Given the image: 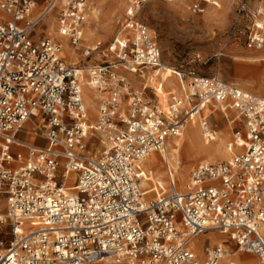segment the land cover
<instances>
[{
  "label": "built area",
  "instance_id": "2783aa9c",
  "mask_svg": "<svg viewBox=\"0 0 264 264\" xmlns=\"http://www.w3.org/2000/svg\"><path fill=\"white\" fill-rule=\"evenodd\" d=\"M88 1L0 0V226L8 221L10 234L7 239L0 228V264H221L239 254L264 264V95L193 67H170L183 95L170 93L162 111L145 94V85L134 90L121 72L165 68L150 29L137 19L150 0L128 1L103 50L100 42L83 44ZM188 2L192 11H203L201 0ZM260 2L247 33L248 48L264 44ZM53 11L58 35L76 53L90 58L105 50L111 59L80 67L64 59L57 40L36 37L35 29ZM83 77L104 94L92 124L82 97ZM211 103L241 119L245 143L236 138L227 149L241 146L243 151L198 164L182 191L164 161L168 186L156 183L144 190L142 160L161 152L168 138L180 136L188 118L200 116L202 137L213 139L212 125L202 115ZM37 116L45 123L46 144L26 145L17 134ZM90 133L104 143L98 155L86 149ZM14 145L27 150L25 163L16 168ZM150 192L154 196L148 197ZM206 232L225 235L235 251L216 243L203 246L199 256L189 243ZM226 264L248 263L237 258Z\"/></svg>",
  "mask_w": 264,
  "mask_h": 264
},
{
  "label": "rangeland",
  "instance_id": "374dc122",
  "mask_svg": "<svg viewBox=\"0 0 264 264\" xmlns=\"http://www.w3.org/2000/svg\"><path fill=\"white\" fill-rule=\"evenodd\" d=\"M128 1L124 0L118 8L110 9L108 19L101 9L94 25L95 37L92 40L85 39L86 24L89 21L91 11L93 9L92 0L88 1L86 24L83 31V44L90 46V44H96L100 42L101 49L103 50L109 42L113 39L120 21L124 17L126 7H128ZM260 0H201L203 7L202 12H194L189 8L188 0H176V1H164V0H150L144 3L137 13V19L148 26L150 33L155 38V41L161 52L162 64L167 67L173 68H195L200 74L203 75H218L221 79L235 83L240 88L250 91L255 94L264 95V44L262 48L254 49L246 46V37L249 28L255 21L253 11L260 5ZM245 5V8H243ZM56 12L47 17L44 22L40 23L35 29V36H57L54 31L57 30L53 25L52 35H49L50 23L55 21ZM106 21V22H105ZM44 23V24H43ZM66 42V39H65ZM93 42V43H92ZM67 44V42H66ZM67 46H69L67 44ZM70 47V46H69ZM73 51V49H72ZM74 57H69L64 53L63 56L67 62L71 64H77L83 67L92 62H101L111 59V54L107 51H102L98 56L94 54L90 58L82 56L81 52L77 53L73 51ZM195 56L200 57V62L194 63L192 59ZM261 57V58H259ZM126 78L130 81L132 88L136 91H142L143 85L158 86L161 84L160 74L154 76V70L142 69L141 72L136 73L121 70ZM153 77V81L150 79ZM175 75L173 74V77ZM87 77H83L82 81H85ZM149 82V83H148ZM153 84V85H152ZM146 87V95L151 92V87ZM151 88V89H150ZM179 88V87H178ZM82 96L85 99L86 108L90 111L91 108L88 105L90 101L89 95L86 96L84 88L81 86ZM166 91L165 88L161 89ZM180 90V88H179ZM96 94L94 109H92V115L89 114V123H94L96 119V107L101 94L94 89ZM176 94V93H175ZM180 94H182L180 90ZM150 97V96H148ZM158 101V98H155ZM88 101V102H87ZM211 103L208 108V113H202L206 116L212 128L216 131L217 137L224 139L222 146L233 144V141L237 138L238 144H244L245 140L244 128L241 119L237 117L234 110L227 108L226 113L218 111V105ZM231 122V123H230ZM194 121H190L189 124L193 125ZM26 124H31L35 130L29 134L30 127ZM24 128L19 132L20 136H25V132H28L27 136L34 134L43 135L45 129V123L42 119L40 124L39 120L31 118L27 121ZM39 124V126H37ZM228 131L227 135L223 133ZM201 134L200 128L198 129ZM34 133V134H33ZM186 133L184 129L182 135ZM18 135V136H19ZM203 138L202 134L199 138ZM37 139V136H35ZM179 137H170L165 144V150H168V142L170 140H176ZM201 140V139H200ZM210 141V140H209ZM243 141V142H242ZM45 142V140H43ZM230 142V143H229ZM220 139L215 142V145H220ZM86 149L90 154L98 155L103 149V141L96 133L88 134L85 138ZM227 148V147H226ZM243 151V147L237 146L232 151H227L224 154H202L191 153L185 154L184 150H180L181 159L178 166V172H184V180L181 179L178 174V190H182L186 184L189 176V172L200 163H212L225 160L232 155L231 153H237ZM157 158H159V155ZM142 165V164H141ZM13 166V165H12ZM142 169L145 170L142 166ZM160 169V171H159ZM159 169L156 170L159 173L155 174L154 180L162 181L164 187L168 186L169 176L166 170L165 163H159ZM146 171V170H145ZM74 174H71V178ZM155 185V183L151 182ZM151 183L145 186L150 187ZM153 185V186H154ZM71 186V185H70ZM154 196L153 192L148 193V197ZM0 213H4V209H0ZM2 230H6L7 239L9 234V222L6 221L3 226H0ZM217 235L215 238L202 237L203 234H210L206 232L195 237V240H191L189 247L196 253L202 252L205 245H216L217 242H221L229 253L235 251V243L229 241V239L218 232H213ZM219 237V238H218ZM216 239V240H215ZM218 240V241H217ZM250 257L251 262H257L256 258L250 254H243ZM240 259V258H239ZM222 262L225 261L223 258Z\"/></svg>",
  "mask_w": 264,
  "mask_h": 264
},
{
  "label": "bare ground",
  "instance_id": "6f19581e",
  "mask_svg": "<svg viewBox=\"0 0 264 264\" xmlns=\"http://www.w3.org/2000/svg\"><path fill=\"white\" fill-rule=\"evenodd\" d=\"M122 2H124V0H92L93 9L91 11L89 21L87 22L88 24H86V30H85V39L86 40H92L96 36L95 30H94L95 29L94 25L97 22L96 19L98 18L100 10L102 9L105 12L104 14H107L105 16L108 19L109 12H110L108 10L115 9V6H116V8H118ZM53 23H54V21H53ZM53 23L50 24L49 33H48L49 35L53 34L52 33V31H54V30H52ZM85 23H86V21H85ZM57 33L58 32L54 31V34L57 35ZM61 41H62L64 53L71 58L74 57V54H75L73 52L74 50L72 51V48L67 46V44L63 38H61ZM90 46H94V44H90ZM259 58H261V57H259ZM167 71H171V73L173 74L172 69L167 68V67L153 72L154 76H155V74L156 75L160 74L159 78L161 79L160 80L161 85L156 86L155 89L157 90V93L161 97V98H159L157 105L162 111L167 110L168 95L171 93V92H168V93L163 92L161 90V86H164L165 84L170 83L168 81V79L165 78ZM154 76L152 75V77H154ZM82 80H83V78H82ZM81 86L84 88L86 96L89 95L88 97L90 98V101L89 102L87 101V102L91 108L89 113H91V115H92L93 114L92 109H94L96 94H95L92 86L88 84L87 79L85 81H81ZM156 90H155V92H156ZM84 103H85V101H84ZM218 106H219L218 107L219 112L224 113L226 111V108H224L223 105H218ZM208 108H209V105L205 107L203 112L208 113ZM199 119H200V116H198V115H193L190 118H188L187 122L183 128V131H184V129H186V133L184 134L185 136L182 135V133H183V131H182L180 134L181 138L176 139V140H170L168 142V150L167 149L165 150V147H164L162 150H160L161 152H151L150 154H147V156L142 160V166L146 171L144 170V178L140 181L141 186L148 185L151 182H153L155 184L156 183L162 184V181H160V180H157V181H152V180H154L153 179L155 177L154 175L159 173L158 171H156L159 169V163L160 162L164 163V161H166L169 168H170V172H171L172 178L174 180L175 187L178 190L179 187H178V183H177L178 182L177 181L178 180L177 175L180 174L181 179H183V180H184V176H185L184 172H180V171L178 172V166H179L180 159H181V154H180L181 149H183L184 153L188 154V155H190L191 153H198V154L199 153H202V154L211 153L212 155L215 153H220L222 155L227 151V148H226L227 146H225V149H224V146H222V144L224 143V139H222L221 137H217L215 133H214L213 139L210 141L205 140L204 138H201V137L199 138V136L201 135L198 132ZM191 120L194 121L193 125L189 124V122ZM219 139H220L221 144L216 146L215 142H218ZM238 142H239V140H238ZM233 144H234V141H233ZM156 154L159 155L160 159L157 158ZM159 171H160V169H159ZM153 185L154 184L151 183V186L148 188L145 187L144 190H147V192H149L150 190H152ZM182 190L179 189L178 191H182ZM216 236L217 235H215L213 232H210V234H205V235L203 234L202 237L215 238ZM193 240H195V238H193L192 241ZM217 244H222V243L219 242ZM198 255L201 256L202 254L201 255L198 254ZM237 258H240L243 261H251L250 257L245 256L243 254H239V256L236 257L235 259H234V257H231V261L234 262ZM229 259L227 261H229Z\"/></svg>",
  "mask_w": 264,
  "mask_h": 264
},
{
  "label": "crops",
  "instance_id": "0c3cea01",
  "mask_svg": "<svg viewBox=\"0 0 264 264\" xmlns=\"http://www.w3.org/2000/svg\"><path fill=\"white\" fill-rule=\"evenodd\" d=\"M53 21H54V19H53ZM44 23H45V21H44ZM43 23V24H44ZM51 24V23H50ZM56 24V22L54 21V23H53V25H55ZM85 25V24H84ZM55 27H56V25H55ZM83 31H84V26H83ZM56 32H57V30H56ZM52 38H54L55 40H57V42H59V43H61L62 44V41H61V38H63L64 40L66 39L65 37H61V36H59L58 35V33H57V36H54V37H52ZM84 41V40H83ZM66 42H67V39H66ZM98 43V42H97ZM67 44H68V42H67ZM69 45V44H68ZM62 48H63V45H62ZM63 54V53H62ZM64 57V56H63ZM64 59L66 60V58L64 57ZM67 61V60H66ZM148 69H151V68H148ZM152 70V69H151ZM155 72V71H154ZM166 79H168V81L170 82L169 84H165L164 86H161V89L162 88H165V90L166 91H163V92H171V93H173V94H175L176 93V95H180V96H182L183 95V88L181 87V85H180V83H179V81H178V79L176 78V76H174L173 77V74L171 73V71H167V74H166V77H165ZM153 81V77L150 79V82H152ZM149 83V82H148ZM153 85V84H152ZM161 84H159L158 86H160ZM145 86L146 87H149V86H147L146 84H145ZM151 88H152V93L150 92L149 93V95L147 94V96H150V97H153L154 98V100H156L155 98L157 97L158 98V100H159V98H161L160 96H159V94L157 93V90L155 89V85H153V86H150ZM180 88V90H181V92H182V94H180V90H179V88ZM150 88V89H151ZM155 90H156V92H155ZM98 92V91H97ZM100 93V92H99ZM101 94V96H99V95H97L98 97H99V101H100V99L104 96V94H102V93H100ZM145 94H146V91H145ZM84 101H85V99H83ZM99 101H98V103H97V106H98V104H99ZM157 101V100H156ZM157 103H158V101H157ZM214 104V103H213ZM212 104V105H213ZM211 106V105H210ZM87 109V112L89 113V110H88V108H86ZM226 110H227V108H226ZM96 112H97V107H96ZM226 113V111L223 113V114H225ZM90 114V113H89ZM88 114V116L90 117V115ZM88 117V118H89ZM34 119H36V120H39L40 121V124H41V122H42V119L43 118H41V116H37V117H34ZM26 124V123H25ZM26 125H28L29 127H30V130H29V134H30V132L32 133L34 130H35V128L33 127V125H31V124H26ZM25 126V125H24ZM37 126H39V124H37ZM24 128V127H23ZM214 130V129H213ZM21 131V130H20ZM19 131V132H20ZM19 132H18V134H17V138L20 140V141H22L24 144H26V145H45L46 144V140H45V136H44V134L43 135H37V134H34V135H32V136H27V134H28V132H25L26 134H25V136H20L19 135ZM216 131L214 130V133H215ZM43 133H44V131H43ZM224 135H227L228 134V131H226L225 130V132L223 133ZM19 135V136H18ZM35 136H37V139L35 138ZM43 140H45V142H43ZM11 154L14 156V157H17V159H15L14 161H13V163H12V165H13V167H19V166H22L24 163H25V158H26V154H27V150H26V148H25V146H21V145H14L13 147H12V149H11ZM217 243H219V242H217ZM221 243V242H220ZM200 255L202 254V252H200L199 253ZM257 260V259H256ZM229 261L230 262H232L231 261V258L229 259ZM226 262H228V261H224V262H222L221 264H226ZM246 263H248V264H255V263H257V262H251V261H245Z\"/></svg>",
  "mask_w": 264,
  "mask_h": 264
}]
</instances>
